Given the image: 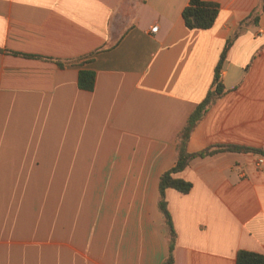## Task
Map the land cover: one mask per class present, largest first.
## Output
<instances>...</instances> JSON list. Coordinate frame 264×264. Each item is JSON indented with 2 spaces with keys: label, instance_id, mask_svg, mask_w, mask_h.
<instances>
[{
  "label": "crops",
  "instance_id": "crops-1",
  "mask_svg": "<svg viewBox=\"0 0 264 264\" xmlns=\"http://www.w3.org/2000/svg\"><path fill=\"white\" fill-rule=\"evenodd\" d=\"M204 1L219 6L208 30L185 26L190 0H0V264H163L159 180L177 163L189 116L216 88L231 38L225 93L187 152L264 151V12L257 26H241L261 0ZM83 70L96 74L92 92L79 88ZM259 155L219 151L178 174L192 190L166 192L174 264H236L239 251L264 256ZM106 173L124 181L129 234L78 249V236L38 224V180Z\"/></svg>",
  "mask_w": 264,
  "mask_h": 264
},
{
  "label": "rangeland",
  "instance_id": "rangeland-1",
  "mask_svg": "<svg viewBox=\"0 0 264 264\" xmlns=\"http://www.w3.org/2000/svg\"><path fill=\"white\" fill-rule=\"evenodd\" d=\"M108 175L100 174L104 178L99 179L38 180V224L45 222L47 231L54 235L78 236L74 241L80 243L73 244L78 249L98 250L109 245L110 238L129 234L124 224V181L105 178Z\"/></svg>",
  "mask_w": 264,
  "mask_h": 264
},
{
  "label": "trees",
  "instance_id": "trees-1",
  "mask_svg": "<svg viewBox=\"0 0 264 264\" xmlns=\"http://www.w3.org/2000/svg\"><path fill=\"white\" fill-rule=\"evenodd\" d=\"M264 12V0H261L258 8L242 22L241 26L248 24L258 25L260 17ZM219 14V6L215 3L206 2L204 0H190L188 6L183 11V19L185 26L190 30H208L211 29ZM237 36V35H236ZM234 38L227 41L224 51L221 55L219 64L216 68L214 84L216 88L211 90L204 101L196 107V109L189 116L185 128L178 136V160L176 165L170 170L163 173L159 180V199L158 209L164 218V223L168 232V258L163 264H174V252L177 244V232L174 226L172 214L168 208L166 199V192L168 189H173L181 194H188L192 190V184L181 178L178 174L182 173L190 164V162L197 157H206L215 154L219 151L224 152H254L264 156V151L248 149L236 146H224L212 151L205 150L200 153L190 154L187 152V145L197 124L203 119L212 104L221 98L225 89L221 82V72L227 52L233 44ZM61 64V63H60ZM96 83V74L93 71L83 70L79 74L78 85L79 88L88 92L94 91ZM236 264H264V256L249 252L239 251L237 254Z\"/></svg>",
  "mask_w": 264,
  "mask_h": 264
},
{
  "label": "built area",
  "instance_id": "built-area-1",
  "mask_svg": "<svg viewBox=\"0 0 264 264\" xmlns=\"http://www.w3.org/2000/svg\"><path fill=\"white\" fill-rule=\"evenodd\" d=\"M159 27L158 25L152 27L151 29V32L152 33H156L158 31ZM256 166L259 168V169H262L264 170V156L263 155H259L257 160H256Z\"/></svg>",
  "mask_w": 264,
  "mask_h": 264
}]
</instances>
